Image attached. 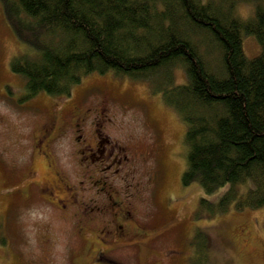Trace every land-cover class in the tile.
Here are the masks:
<instances>
[{"label": "rangeland", "instance_id": "obj_1", "mask_svg": "<svg viewBox=\"0 0 264 264\" xmlns=\"http://www.w3.org/2000/svg\"><path fill=\"white\" fill-rule=\"evenodd\" d=\"M252 9L250 3L237 5L244 18ZM243 44L248 56L259 53L253 35H243ZM29 50L11 27L0 0V264H81L82 259L96 264L92 229L84 228L83 234L75 231L79 221H89L82 206L62 209L38 192L49 170L34 135H39L49 114L65 118L68 130L44 143H51L48 152L65 182L77 184L97 169L93 164L87 170V164L79 161L82 150L86 152L81 139H91L95 111L100 108L109 115L101 133L110 140L107 151L111 149L103 165L114 157V146L125 148L126 159L119 176H113L111 168L120 163L95 176L118 191L123 207L131 211V221L149 234L161 232L153 238L145 235L141 248L131 237L109 238L110 243L100 248L107 250L112 243L110 259L117 264H264V206L212 211L211 203L223 188L206 195L198 182L182 183L186 126L145 81L112 71L96 72L75 83L68 94L41 91L23 100L25 79L10 65L15 55ZM175 79L183 82L184 72L177 70ZM79 107L90 111L84 134L69 121ZM91 190L96 187L88 190L93 195ZM201 196L210 203L201 207ZM101 224L100 220L97 225ZM90 225L97 226L93 221Z\"/></svg>", "mask_w": 264, "mask_h": 264}, {"label": "trees", "instance_id": "obj_2", "mask_svg": "<svg viewBox=\"0 0 264 264\" xmlns=\"http://www.w3.org/2000/svg\"><path fill=\"white\" fill-rule=\"evenodd\" d=\"M241 2L253 6L246 18L237 12ZM2 3L30 46L10 65L25 79L23 100L68 94L96 72L143 80L186 126L182 183L198 182L206 195L223 188L212 211L264 206V0ZM245 34L255 37L258 54H246ZM208 202L200 197L201 207Z\"/></svg>", "mask_w": 264, "mask_h": 264}, {"label": "flooded vegetation", "instance_id": "obj_3", "mask_svg": "<svg viewBox=\"0 0 264 264\" xmlns=\"http://www.w3.org/2000/svg\"><path fill=\"white\" fill-rule=\"evenodd\" d=\"M95 113H97V119L93 120L95 128L91 129V133L88 136L91 139H87L86 137L81 139L80 135H78L77 138H80L84 142L83 146L86 150L85 153L82 150L83 154L81 155V161L79 162L83 165L87 164V170L93 164H96L97 169L93 173L88 171L86 180L81 179L79 183L73 185L65 182L66 179L64 178L63 171L57 169L56 159L54 161L51 159L50 153L48 152L51 143H44L46 139L51 141L63 135L65 131L68 130V122L65 121V118L62 116L60 119L58 118V115L49 114L47 116L49 119L47 120L46 118L39 135H34V140L36 141L35 145H37V149L40 152L42 151V153H44L45 160L43 163L49 170L48 176H46V184L43 183L40 186V189H38V192L40 191V196L44 200L56 204L62 209L77 205L82 206L80 208L83 209L84 216L87 217L89 221L86 223L79 221L75 227L76 233L78 231L80 234H83L84 228H91L94 235L92 243L93 247L96 248V254L93 255L96 264H109V262L117 264L116 261L110 259L109 256V253L115 249L112 243L108 245L110 248L107 250H102L100 248L104 244L110 243L107 242L110 241L109 238H113V236L131 237L135 241V246L141 248L146 244L145 241H143V238H146L144 237L145 235L152 236L153 238L161 232L149 234L143 226L135 221H131V211L126 209V205L123 207L124 203L118 195V191L112 188V186H110V188L105 187L104 185L107 181L103 180L101 176H95L96 174L107 172V169H109V167L111 168L114 163H120L118 165L119 167L114 165V167L111 168V174L113 176H119V172L122 170L123 165L121 164L123 161L122 159H126V155L124 154L125 148L114 146V157L110 159L109 165H103L104 157H107V155L109 157L111 156V149L107 151V143H109L110 140L108 138L104 139L101 133V130L103 131L106 127L105 124H107L108 121L106 115L108 114L105 113L104 108L96 110ZM89 116L90 111L88 109L79 107V112L73 114L69 121L73 123L75 127H78L77 130H81L84 134L86 133L85 129L89 121ZM109 119L111 120V118ZM121 154L123 156L122 158H119V155ZM86 185H88V187H86ZM95 187V192L91 190L93 195L89 194L88 190ZM20 192L23 193L21 189ZM64 193H66V196H64ZM96 218H100L102 221L101 225H97L100 220H97ZM92 221L96 222L97 226L91 227L90 223ZM99 244L101 245L99 246ZM80 258L81 257L78 256V260ZM104 260L108 263H103ZM81 264H86L85 259H82Z\"/></svg>", "mask_w": 264, "mask_h": 264}, {"label": "bare ground", "instance_id": "obj_4", "mask_svg": "<svg viewBox=\"0 0 264 264\" xmlns=\"http://www.w3.org/2000/svg\"><path fill=\"white\" fill-rule=\"evenodd\" d=\"M257 43H258V42H257ZM257 46H258V49H259V51H260V45L258 44ZM243 48H244V44H243ZM244 50H245V48H244ZM208 61L211 62V63L214 65V67H215L216 69H219V68H220V65L217 64V62L214 61V60H212L211 58H208Z\"/></svg>", "mask_w": 264, "mask_h": 264}]
</instances>
